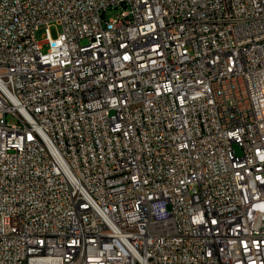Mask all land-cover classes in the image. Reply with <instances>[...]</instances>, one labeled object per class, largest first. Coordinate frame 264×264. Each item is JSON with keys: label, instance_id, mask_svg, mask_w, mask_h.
<instances>
[{"label": "built area", "instance_id": "2783aa9c", "mask_svg": "<svg viewBox=\"0 0 264 264\" xmlns=\"http://www.w3.org/2000/svg\"><path fill=\"white\" fill-rule=\"evenodd\" d=\"M0 264H264V0H0Z\"/></svg>", "mask_w": 264, "mask_h": 264}, {"label": "bare ground", "instance_id": "6f19581e", "mask_svg": "<svg viewBox=\"0 0 264 264\" xmlns=\"http://www.w3.org/2000/svg\"><path fill=\"white\" fill-rule=\"evenodd\" d=\"M123 37H130V27H123ZM150 61H157V53H150ZM159 62H168V53H160ZM78 206L93 208V201H89V197H79Z\"/></svg>", "mask_w": 264, "mask_h": 264}, {"label": "rangeland", "instance_id": "374dc122", "mask_svg": "<svg viewBox=\"0 0 264 264\" xmlns=\"http://www.w3.org/2000/svg\"><path fill=\"white\" fill-rule=\"evenodd\" d=\"M118 13H119V8L109 9L106 12V16L107 17L116 16ZM49 29H50L51 35L55 37V36L58 35L59 31L61 30V27H60V25H58V24L55 23V24H52ZM44 32H45V26H42L37 31L36 35H37V38L39 40H42L43 39ZM43 46H44V49H46L48 47L47 43H44ZM235 147H236L237 152L240 153L241 152V148L238 145H235Z\"/></svg>", "mask_w": 264, "mask_h": 264}]
</instances>
